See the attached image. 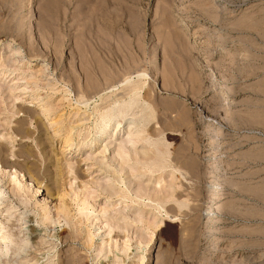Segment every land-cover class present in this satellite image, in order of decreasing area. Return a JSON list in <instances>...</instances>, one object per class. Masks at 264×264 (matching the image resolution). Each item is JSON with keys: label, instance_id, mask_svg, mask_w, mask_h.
Wrapping results in <instances>:
<instances>
[{"label": "rangeland", "instance_id": "374dc122", "mask_svg": "<svg viewBox=\"0 0 264 264\" xmlns=\"http://www.w3.org/2000/svg\"><path fill=\"white\" fill-rule=\"evenodd\" d=\"M0 189L6 261L264 264V0H0Z\"/></svg>", "mask_w": 264, "mask_h": 264}, {"label": "bare ground", "instance_id": "6f19581e", "mask_svg": "<svg viewBox=\"0 0 264 264\" xmlns=\"http://www.w3.org/2000/svg\"><path fill=\"white\" fill-rule=\"evenodd\" d=\"M235 58L236 59L239 58V55L237 54L234 57V59ZM127 82H129V81H127ZM15 84H18V83L15 81ZM137 85H140V86H137ZM141 86L142 85L139 84V83L137 84L136 82L135 83H130L129 82V87L127 89H123L122 87L112 86V87H109V88L105 89V90H108V91L110 90V91L107 92V93H104V94H108V93L111 94L110 96L107 97V99H109L110 97H112V95L113 96H118L123 91H129L128 94L133 93L134 91H138V90L141 89ZM97 98H99L100 101L103 100L102 99V95H98ZM131 99L133 101V100H135V97H134V99L133 98H131ZM133 103H134V101L132 103L128 102L126 104H118L116 106V108H112V109L110 108L111 109V112L109 114H106V115H104L102 117L100 116L99 123L98 124H95V126H97V125L100 126L98 132L95 133V134H98V136L96 137L97 139L94 137L92 143H97V141L98 140H101V138L103 136H106L107 135V132H109V129H111L112 131L113 130L114 131H117L118 130V127L121 124V121L126 116L125 115L126 112L131 109V106H132ZM41 109L43 110V112H45L47 110L46 108H43V107ZM211 119H212V117L210 118V115L209 114H205V113H198L196 115V117H195V120L198 123H202V122L206 123L207 121H209ZM99 124H102V125H99ZM133 126H134V124L129 123V125L127 126V129L124 131L125 133H128V137H129L128 140H124L120 144H116L115 145L117 151L119 152V154L122 155L121 158H123V159H121V160H125L128 157H130V154H131L130 152L132 151V146H133V143L131 144V142H132V138H131V136H132V130L134 129ZM118 132H119V130H118ZM108 135H109V133H108ZM117 137H118V134L117 135H114L113 134V136L110 137V138H113L114 140H116ZM113 142L114 141H112L111 143H113ZM129 144H131V146H127ZM67 149H69V148H67ZM149 158L150 157H146L145 155H142V157L140 159L143 160V161H150ZM128 160H130V158H128ZM156 165H158L157 168L155 167L156 169H154V168L153 169H150V167L146 168V173L149 174V175H153L156 171L162 170L164 168L163 165L159 161L156 162ZM128 167H129V170H131V171L133 170V167H131V166H128ZM12 184H13L12 185V189H14V186H16V187L19 188V185H18V183H17L16 180H12ZM135 186H136L137 191L142 192L145 195V193H146V186H143L142 185V182H135ZM2 200H4V195H3V192L0 189V206L3 205V201ZM11 213L13 214L14 211H12ZM12 214H9V216H11ZM8 219H6V220L9 221L10 219L9 220ZM20 222H21V225H26V224L31 223L32 220L29 219V220L23 221L21 219ZM1 224L2 223L0 222V226H1ZM27 227H28V230L26 231V234L28 236L27 239L35 238L36 237L35 232H37L35 226L29 225ZM114 228H118V226H115L114 227L112 224L109 225V229L110 230H112ZM100 229H101V227L98 226L96 230L98 231ZM2 230L3 229L0 227V264H18L20 258L23 257L22 255H24L25 253H28L30 255V253L32 251L31 249H33V247H35V242H33V241H31L30 243L27 242L25 244L24 249H22V251L16 249L15 250V253L13 255V258L10 259L9 261H6L5 260V256L8 255L9 250H11V247H14L15 245H17V243H15V240L11 239L10 236H8L5 233H3ZM96 236H99V238L101 237L99 234H97ZM53 237H54V235H53ZM115 254H116V252H115ZM129 258H130L129 257V254H126L125 257H124V259L120 260V263L123 264L125 262V260L126 259H129ZM109 261H110V258L107 256V257H105V259L103 260V262H101L100 264H112V262H109ZM114 262H116V261H114Z\"/></svg>", "mask_w": 264, "mask_h": 264}]
</instances>
